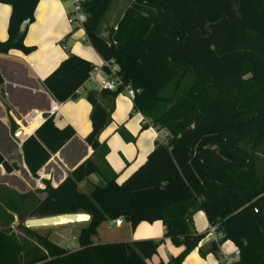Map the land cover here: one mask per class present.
<instances>
[{
    "label": "trees",
    "instance_id": "1",
    "mask_svg": "<svg viewBox=\"0 0 264 264\" xmlns=\"http://www.w3.org/2000/svg\"><path fill=\"white\" fill-rule=\"evenodd\" d=\"M38 2L0 0L11 9L0 54L34 51L24 39ZM113 2L81 4L87 43L104 63L117 67L113 75L108 67L103 70L121 83L114 92L103 90L108 107L94 93L85 94L92 129L85 143L93 152L101 149L99 135L111 121L115 97L126 86L139 91L132 100L133 113L164 131L165 137L122 185L112 176L81 192L79 183L102 175L87 160L56 188L44 181V197L33 199L29 212L0 188L1 206L18 220L16 231L0 229V264H148L160 241H92L101 224L119 219L132 231L141 223L161 222L163 238L182 248L167 264H183L196 249L203 258L218 257L227 241L239 250L233 264H264V175L255 157L264 147V0H134L105 38L99 26ZM93 71L92 64L69 55L43 87L56 103L73 101ZM187 78L193 81L182 90ZM119 133L127 138L122 129ZM74 135L70 127L57 129L53 116L44 115L34 136L21 146L31 177L36 178ZM0 167L7 174L16 168L1 155ZM197 212L221 235L205 248L199 244L206 234L192 231ZM65 214L90 217L76 249L59 247L49 235L24 227L27 216Z\"/></svg>",
    "mask_w": 264,
    "mask_h": 264
},
{
    "label": "crops",
    "instance_id": "2",
    "mask_svg": "<svg viewBox=\"0 0 264 264\" xmlns=\"http://www.w3.org/2000/svg\"><path fill=\"white\" fill-rule=\"evenodd\" d=\"M71 3V0H39L34 13V22L28 26L24 39V45L34 48V51L28 55L19 51L0 54V74L3 79V85L0 87V155L9 166L16 167L10 174L5 173L0 167V179L4 176L16 178L22 185L19 192L30 195L31 198L33 195L39 201L44 197L42 194L44 181L56 188L87 160L92 161L102 175H91L86 181L79 183L78 189L81 192L87 193L90 187L101 185L105 179L112 176H115L117 185H122L144 165L155 143L165 137L164 131L150 127L149 120L138 113H133L132 101L126 97L123 90L114 99L109 125L99 135L98 142L101 149L93 152L85 143L86 137L92 130L89 119L91 106L85 100V94L94 93L99 103L108 107L110 103L100 83L103 80H111V77L103 70V60L87 43L83 29L69 23L67 13ZM10 13L9 6L0 4V42L2 43L8 38L7 25ZM69 55L92 64L95 70L90 74L83 88L78 91L76 100L59 104L47 94L43 81ZM111 67L114 72L117 71L116 66ZM54 106L57 107L52 115L55 127L59 130L70 127L75 135L51 157L37 173V177L32 178L23 162L21 146L27 138L34 136L35 131L43 123L44 115H49L48 112ZM31 112H37L32 122L21 125L19 122L22 118ZM33 123L38 125L33 127ZM144 125L149 127L143 129ZM119 129L125 132L126 139L122 138ZM2 185L16 191L14 185L0 182V188ZM6 193L9 198V192ZM107 222L115 228L123 226V221L120 226H115L114 221L104 223ZM75 225H79L81 231L82 226ZM208 230L209 224L204 214L197 212L192 218V231L196 234H206L199 248H205L214 242ZM164 234L165 228L161 222L141 223L136 231L131 233L129 241L122 243L141 240L160 241L156 255L148 261V264H167L170 258L176 257L182 251V248L174 247L169 240L163 238ZM235 248L227 241L220 246L218 257L208 254L204 258L196 249L185 258L183 264L234 263L238 259L233 256Z\"/></svg>",
    "mask_w": 264,
    "mask_h": 264
},
{
    "label": "rangeland",
    "instance_id": "3",
    "mask_svg": "<svg viewBox=\"0 0 264 264\" xmlns=\"http://www.w3.org/2000/svg\"><path fill=\"white\" fill-rule=\"evenodd\" d=\"M134 2V0H114L112 3L108 13L104 17L103 21L101 22L99 26V32L100 34L107 38L108 32L115 27L116 22L119 20L121 15L124 13L126 9H128L131 4ZM68 11H70L71 8ZM77 27V25H74ZM247 76L246 78H248ZM193 79L187 78L185 82L182 85V90H185L191 83ZM256 165L258 172L262 175H264V147H262V151L256 153ZM1 183H8L10 185H14L16 188V191H12L2 185V189L9 191L10 198L9 200H13L14 203L19 204L21 203L22 206L26 209V212H29L30 206H32V201L36 197L32 195V198L30 195H26L23 192H19L22 189V185L20 181H18L16 178L12 177H6L0 179ZM14 219V221L11 223L10 220ZM30 220L28 216L26 217V221ZM110 223H104L101 224L97 228V235L96 237L92 238V241L95 244H104V243H116V242H126L129 241L130 235L132 231L130 225L123 221V226L121 228H115L114 226H110ZM18 225V220L15 216L8 217V214L5 213L3 207H0V229L3 228H10L13 231H16ZM87 223H82L80 226L85 227ZM139 227V225L137 226ZM35 232L41 235H49V240L54 243L55 245L72 250L76 249L78 247V236L80 234V227L79 225H64V226H56V227H50V228H41V229H34Z\"/></svg>",
    "mask_w": 264,
    "mask_h": 264
},
{
    "label": "built area",
    "instance_id": "4",
    "mask_svg": "<svg viewBox=\"0 0 264 264\" xmlns=\"http://www.w3.org/2000/svg\"><path fill=\"white\" fill-rule=\"evenodd\" d=\"M72 1V5H71V10L68 11L67 13V16H68V20H69V23L71 25H77L79 27L82 26V24L85 22L86 20V17L85 15L83 14V11H82V3L86 0H71ZM104 66L108 67L111 74H115L113 68L111 67L112 65L109 64V63H104ZM95 70V68H94ZM121 85L120 81L118 79H111V80H103L101 83H100V87L102 90H106V91H109V92H114L115 90H117V88ZM124 91H125V95L126 97L129 99V100H133L134 97L139 94V91L138 90H134L133 88H131L130 86H126L124 88ZM57 110V107H51V110L48 112L50 116H52ZM34 115H37V112H31L27 115H25L23 118H22V122L20 121L19 123L22 125H28L30 122H32L33 118H34ZM41 117V116H40ZM18 123V124H19ZM20 126V125H19ZM21 127V126H20ZM114 224L115 226H120L122 224V221L119 219V220H116L114 221ZM208 233L213 237V240L214 242H217L221 239V235L217 232L216 230V227H211L209 226V230H208ZM233 256L235 257H239V250L237 248L234 249V252H233ZM229 264H233V263H229Z\"/></svg>",
    "mask_w": 264,
    "mask_h": 264
},
{
    "label": "water",
    "instance_id": "5",
    "mask_svg": "<svg viewBox=\"0 0 264 264\" xmlns=\"http://www.w3.org/2000/svg\"><path fill=\"white\" fill-rule=\"evenodd\" d=\"M89 220L90 217L86 214H65L46 218H33L25 221L24 227L26 229L34 230L56 226L88 223Z\"/></svg>",
    "mask_w": 264,
    "mask_h": 264
}]
</instances>
